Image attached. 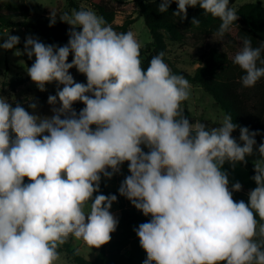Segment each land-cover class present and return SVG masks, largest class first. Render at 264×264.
Instances as JSON below:
<instances>
[{"label":"clouds","instance_id":"9594fccd","mask_svg":"<svg viewBox=\"0 0 264 264\" xmlns=\"http://www.w3.org/2000/svg\"><path fill=\"white\" fill-rule=\"evenodd\" d=\"M173 2L180 20L197 6L218 18L214 35L221 40L239 19L230 0H160L158 11L168 12ZM57 19L70 26L64 46L29 35L21 52L19 36L0 37V49L35 57L26 70L40 91L53 82L62 85L48 97L50 117L19 102L13 107L0 95V264H64L59 249L70 238L91 251L109 243L119 222L110 211L117 196L97 193L101 178L111 179L125 162L130 174L119 194L151 217L134 229L147 254L143 264H264L259 133L230 114L215 127L190 122L182 108L191 94L189 80L173 73L163 51L145 69L133 31L118 32L85 7L59 18L51 12L50 26ZM262 53L264 41L253 47L245 37L232 58L243 72V87L264 78ZM72 68L86 76V84L74 81ZM76 102L85 105L79 113ZM28 106L37 108L35 102ZM237 128L239 142L232 135ZM257 152L251 177L256 187L247 203L237 201L233 193L242 185L230 184L224 165L234 169Z\"/></svg>","mask_w":264,"mask_h":264},{"label":"trees","instance_id":"16d2710c","mask_svg":"<svg viewBox=\"0 0 264 264\" xmlns=\"http://www.w3.org/2000/svg\"><path fill=\"white\" fill-rule=\"evenodd\" d=\"M71 9L79 10L81 7L79 1L89 3L95 8L100 16L114 28L117 9L110 3V0H67ZM237 0H230V6L233 7ZM160 0L143 2L140 4L139 16L144 18L145 24L152 37V43L141 48V60L143 67L146 69L151 58L161 51L165 53L164 60L169 65L173 73L181 74L190 83L200 85L215 100L225 114H230L233 121L241 127H247L250 131H256L259 134L255 137L256 147L264 143V78L256 83L254 87L245 88L241 84L242 70L233 64L232 59L224 52L211 49L208 54H204L197 61V67L193 75L179 70L170 65L167 59L168 41L182 42L187 33H198L204 36H215L221 21L211 15L203 14V10L197 7H189L187 10V19L180 20L173 15L177 10V4L173 2L168 12L160 13L158 11ZM4 10L9 13L5 14ZM239 19L234 23L225 37L236 44L241 42L245 37L252 40L253 47H258L261 41H264V6L261 3H245L237 8ZM32 14L31 8L25 3V0H1L0 5V37L6 39L5 30L12 27L32 28L36 34L43 37L50 44H67L69 39L70 26L57 19L56 23L50 26V17L39 16L35 23H30L26 19ZM22 17L25 20L15 21L16 18ZM59 18V17H57ZM193 18L201 21L200 25L191 24ZM133 20H127L120 26L122 32H127ZM231 30L236 31L235 37L231 36ZM24 43L20 41L17 45L23 51ZM16 49H13L15 51ZM264 56V53H262ZM27 62L31 66L33 61L27 57ZM258 66H260L258 64ZM25 79L20 77L14 84L20 86L24 84ZM49 96H43L36 99L37 106L48 100ZM13 107L14 102H11ZM26 110L31 111L29 104L19 102ZM85 105L76 102L73 105L74 110L79 113ZM185 116L191 122V113L184 109ZM95 126H93L94 128ZM143 147V146H142ZM144 151L148 149L144 147ZM250 176H254V165L244 164ZM121 167H128L125 162ZM101 178L100 192L97 194L116 195V204L120 209V215L117 217L118 226L114 233L111 234V241L100 248L98 255L93 260H89L82 255H74L73 249L69 243L64 244L59 251H66L76 264H143L147 258L146 252L140 247L139 238L134 229L138 228L141 223L148 222L151 217L144 216L138 211L131 202L120 196L119 192L110 189ZM28 180L25 178V183ZM233 198L237 201L244 200L248 202V193L244 190L234 192Z\"/></svg>","mask_w":264,"mask_h":264},{"label":"rangeland","instance_id":"374dc122","mask_svg":"<svg viewBox=\"0 0 264 264\" xmlns=\"http://www.w3.org/2000/svg\"><path fill=\"white\" fill-rule=\"evenodd\" d=\"M153 0H110V3L117 9L114 25V29L118 32H122L120 26H122L127 20H133L134 22L129 26L128 31H133L138 40L141 42L142 47L152 43V37L145 24L144 18L139 16L140 4L143 2H149ZM25 3L31 8L32 14L26 19L30 23H35L39 16L50 17L51 12H55L57 17L65 12L71 13L72 9L68 6L67 0H25ZM245 3H261L264 6V0H237L234 8H237ZM79 4L85 8H89L97 13L93 6L84 1H79ZM1 5V0H0ZM5 14H8V10H4ZM25 19L22 17L16 18L15 21L21 22ZM79 30V29H78ZM17 35L20 37V41L24 43L25 38L29 35L37 37L42 43L46 45L64 46L66 44H50L43 37L36 34L32 28L12 27L5 30V34ZM231 36L235 37L236 31L231 30ZM241 48V42L238 40L236 44L229 41L226 37L222 40L216 36H204L198 33L189 32L186 34L185 39L182 42H169L167 50L168 63L179 70L193 75L199 66L197 61L202 55L208 54L211 49H216L219 52L226 53L229 58H233L235 53ZM13 50L0 49V95L9 99V102H24L29 104L38 98L43 96L55 95L57 88H62V85H57L53 82L46 85L45 91H40L37 85L31 81L27 74V68L31 67L27 62V55L16 56ZM23 52V51H21ZM72 55H69L68 62L72 60ZM33 62L35 57L31 59ZM23 61V64H21ZM73 76L75 82L87 83L86 76L79 73L76 68L69 70ZM22 77L25 79L24 84L16 86L14 81ZM191 84V94L187 101L182 104L183 109H187L191 113V122L201 121L207 126L215 127L223 119L225 112L215 103V100L210 96L200 85ZM59 103L55 107H59ZM52 105H49L48 100L42 102L37 106L35 110L29 111L32 114L44 116H52ZM233 137L239 142V128L233 133ZM258 152L253 156L246 157L247 163L252 165L255 159H258ZM224 169L229 173L230 184L239 181L242 185V190L249 192L256 187L255 182L251 179V176L244 166V164H237L233 169L229 164L224 165ZM130 173L128 167H121L119 173L112 176L111 179L103 178V181L107 186L118 191L122 181ZM119 192V191H118ZM110 211L118 217L120 215V209L116 204H112ZM71 249H81L83 257L93 260L98 255L99 249H93L92 251L83 245L81 241H76L70 238L68 242ZM61 253V260L64 264H76L68 252L63 251Z\"/></svg>","mask_w":264,"mask_h":264}]
</instances>
